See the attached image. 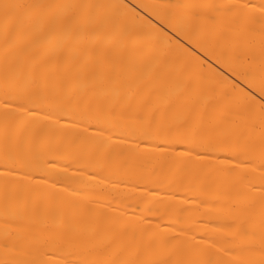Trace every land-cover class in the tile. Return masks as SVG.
Here are the masks:
<instances>
[{
    "label": "bare ground",
    "instance_id": "6f19581e",
    "mask_svg": "<svg viewBox=\"0 0 264 264\" xmlns=\"http://www.w3.org/2000/svg\"><path fill=\"white\" fill-rule=\"evenodd\" d=\"M0 264H264V0H0Z\"/></svg>",
    "mask_w": 264,
    "mask_h": 264
}]
</instances>
